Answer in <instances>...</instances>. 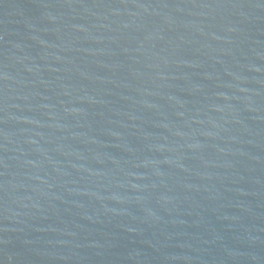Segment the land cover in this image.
Here are the masks:
<instances>
[{"label":"water","instance_id":"95a60500","mask_svg":"<svg viewBox=\"0 0 264 264\" xmlns=\"http://www.w3.org/2000/svg\"><path fill=\"white\" fill-rule=\"evenodd\" d=\"M0 264H264V0H0Z\"/></svg>","mask_w":264,"mask_h":264}]
</instances>
